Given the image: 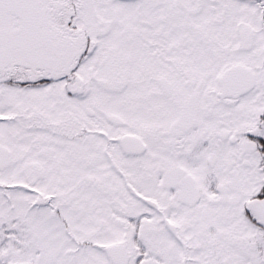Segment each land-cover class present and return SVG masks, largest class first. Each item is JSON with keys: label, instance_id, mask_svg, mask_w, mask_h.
Returning <instances> with one entry per match:
<instances>
[{"label": "snow or ice", "instance_id": "snow-or-ice-1", "mask_svg": "<svg viewBox=\"0 0 264 264\" xmlns=\"http://www.w3.org/2000/svg\"><path fill=\"white\" fill-rule=\"evenodd\" d=\"M0 264H264V0H0Z\"/></svg>", "mask_w": 264, "mask_h": 264}]
</instances>
